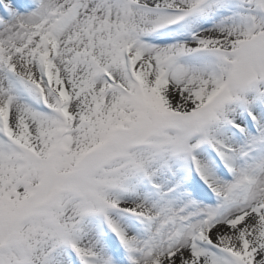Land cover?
<instances>
[{
    "label": "snow or ice",
    "instance_id": "1",
    "mask_svg": "<svg viewBox=\"0 0 264 264\" xmlns=\"http://www.w3.org/2000/svg\"><path fill=\"white\" fill-rule=\"evenodd\" d=\"M0 264H264V0H0Z\"/></svg>",
    "mask_w": 264,
    "mask_h": 264
}]
</instances>
